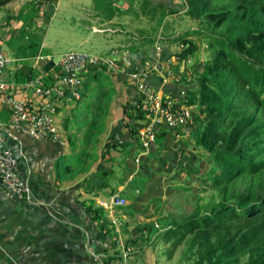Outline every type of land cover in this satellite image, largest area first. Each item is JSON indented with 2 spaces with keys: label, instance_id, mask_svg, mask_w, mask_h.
<instances>
[{
  "label": "crops",
  "instance_id": "crops-1",
  "mask_svg": "<svg viewBox=\"0 0 264 264\" xmlns=\"http://www.w3.org/2000/svg\"><path fill=\"white\" fill-rule=\"evenodd\" d=\"M186 9L185 0H4L0 6V38L9 59L3 72L5 99L15 95L25 101L34 100V87L28 84L32 78L42 76L45 85L60 80L51 43H61L65 37L78 43H112L114 70L123 84L115 100L121 108L117 121L104 134L92 138L91 127L86 125L73 131L75 139L80 137L75 150L80 148L84 161L78 172L68 169L64 178L58 177L57 168L66 148L71 147L72 129L64 118L63 130L61 115L69 109L71 100L60 101L55 110L61 137L57 143L34 139L11 127V109L6 101L0 104L5 144L14 153L16 172L27 186L21 199L7 197L0 188V264H130L126 256L142 249L145 227L151 230L152 225L162 226L163 218L170 216L173 204L168 197L178 195L185 186L191 194L201 183L209 166L201 160L193 126L181 131L185 139L179 142L170 131L157 135L148 153L142 154L138 129L146 121L131 120L123 110L126 103L140 99L129 76L146 59L156 62L160 69L150 72L146 86L175 95L191 84L199 61L192 58L197 52L187 58L178 55L185 39L198 44L196 36L187 34L196 27ZM144 43L154 46L148 48ZM156 46L160 47L157 52ZM168 70L182 81L166 77ZM195 107L193 121L200 116ZM124 143L133 158L124 164L126 176H147L144 192L134 186L135 193L129 194L123 184L114 189L107 179L117 176L121 165L118 145ZM137 156L139 162H135ZM186 177L190 186L183 185ZM114 193L124 197L126 204L105 208L102 203ZM89 208L101 209L103 214L94 218ZM155 217L158 224L151 222ZM112 233L116 238L111 237ZM120 239L123 248L113 247L112 242Z\"/></svg>",
  "mask_w": 264,
  "mask_h": 264
},
{
  "label": "trees",
  "instance_id": "trees-1",
  "mask_svg": "<svg viewBox=\"0 0 264 264\" xmlns=\"http://www.w3.org/2000/svg\"><path fill=\"white\" fill-rule=\"evenodd\" d=\"M185 1V13L208 30L187 34L203 35L216 47L210 58L197 62L185 89L200 113L190 125L195 145L213 158L205 181L217 200L209 209L197 205L181 222L162 217L167 223L159 236L170 243V252L186 243L189 264H264V0ZM198 50L185 39L178 55L187 58ZM140 104L141 99L126 103L124 113L131 107L128 117L143 119ZM89 211L94 218L103 214Z\"/></svg>",
  "mask_w": 264,
  "mask_h": 264
},
{
  "label": "rangeland",
  "instance_id": "rangeland-1",
  "mask_svg": "<svg viewBox=\"0 0 264 264\" xmlns=\"http://www.w3.org/2000/svg\"><path fill=\"white\" fill-rule=\"evenodd\" d=\"M161 16H159L158 18L159 23H162ZM192 26L196 27L195 29H201L202 33H206L208 31L205 23L201 22L200 20L194 19ZM217 31L221 32V29H217ZM196 39L199 44V50L197 51L196 57L192 58V61L199 60V62H201L200 59L202 61H205L214 54L216 47L210 48L208 46V40L203 35H197ZM144 44H146L148 48L154 46V43ZM51 45L55 61H58L62 54L70 50L82 52L88 55L91 59L98 60L97 63L93 64L90 67H87L81 72L83 83L81 87L82 97L77 100L72 99L71 102L68 103L69 109H64L62 111V128L63 119L65 118L69 123L70 129H72L69 134V141H72L70 145L71 147H69L70 150L66 148V153L62 158H60L58 163L59 167L57 168L58 177L64 178V176L68 174V169L78 172L84 161L82 159L83 152L81 151L82 153H79L80 148H78V151L75 150V147L79 146L78 144L80 141V137L77 136L75 139V134L73 133V131L82 125H86L88 128L91 127L93 133L92 138L95 136L99 137L100 135L104 134L107 129L115 123L116 115H118L117 112L120 106H117L115 100H117V98L119 97V86L122 85L123 82L118 79V73L114 69L110 68L107 64H105V61L107 59H112L114 61L116 58V56L110 49L112 43H78L73 42L70 38L65 37L61 43H51ZM157 51L159 50H156V52ZM187 64L189 67L192 66L191 63ZM194 64L195 62H193V65ZM132 111H134V109H131V111L129 110L128 112ZM61 132H63L62 129ZM183 139H185V137L183 138L182 136L181 140ZM85 140H87V136H85ZM118 146L121 149V155L118 157L121 165L117 172V176H111L107 179L110 181V184L113 185L114 189H116V186L118 184H123L125 187V191H128L129 194L133 192L135 193L133 189L134 186L138 187L141 192H144L145 184L148 179L147 176L139 174L134 175L132 179H128V177L126 176L127 167L124 164L126 162V159L132 158V153L130 152L129 146L126 143ZM112 149H114V147ZM141 149L142 148L140 147V151ZM198 150H200L202 156L201 160L203 161V163L205 164V162L207 161L211 165V163L213 162L212 155L204 152L200 148H198ZM140 151L139 149L137 150V152ZM178 157H180L179 159H181L182 154H179ZM210 165L208 166L210 167ZM209 183L210 181L208 180L206 182L205 175H203L201 183L197 186V188L201 189L198 192L193 191L190 194V192H188L189 189H187V186H185L182 188L183 190H181L178 195L168 197V201L173 204L172 210L168 212V215H170L171 218L178 219L177 222H181L185 217H187L195 210L197 205H201L202 207L204 206L207 208L212 207V204H214L217 199L213 201L211 195L214 191L208 185ZM183 185L190 186L188 177L185 178ZM192 185L194 187L195 183H193ZM155 202L159 204V200L155 199ZM114 209H116V207ZM153 221L157 224L160 222L157 217L151 220V222ZM166 223L167 222H163L162 220V226H156L158 228L153 225L154 231L156 230V232H153L152 229L150 230L148 226L145 227L142 249L137 251L136 254L130 253L126 256V259L128 260V262H130V264H189L188 262L190 261V259H187L188 251L186 243L179 245L174 251L170 252V243L164 242L159 236V233L163 232L166 229V227H163ZM118 242L119 247L123 248L124 242L121 241V239Z\"/></svg>",
  "mask_w": 264,
  "mask_h": 264
},
{
  "label": "built area",
  "instance_id": "built-area-1",
  "mask_svg": "<svg viewBox=\"0 0 264 264\" xmlns=\"http://www.w3.org/2000/svg\"><path fill=\"white\" fill-rule=\"evenodd\" d=\"M1 44L0 38V104L6 101L11 109V127L37 140L59 142L61 137L54 116L57 105L60 101L67 103L72 99L81 98L83 84L81 72L89 64H95L98 60L74 50L65 52L57 63L61 72L58 82L45 85L43 77L38 76L28 81V84L34 87V100L25 101L18 99L15 95L5 99L6 84L3 72L9 64V59L4 54ZM156 50H160V47L156 46ZM105 64L112 69L115 68V62L112 59H107ZM154 70H160L158 64L146 59L145 63L129 76L141 94L140 108L144 112L143 119L146 121L138 129L142 154L148 153L149 144L155 140L160 130L170 131L173 139L179 142L184 135L181 131H185L186 127L193 123L192 113L196 108L194 104L188 102L184 87L172 95L146 86L145 80ZM165 76L171 77L175 82L181 81V77L172 74L170 70L166 71ZM139 160L140 156H137L135 162ZM16 169L17 159L11 149L6 146L0 125V188L7 197L21 199L27 193V186L19 178ZM125 204V198L116 193L109 197L108 202L102 203L108 209ZM118 244L119 242L116 241L115 245ZM104 246L108 247V244Z\"/></svg>",
  "mask_w": 264,
  "mask_h": 264
},
{
  "label": "water",
  "instance_id": "water-1",
  "mask_svg": "<svg viewBox=\"0 0 264 264\" xmlns=\"http://www.w3.org/2000/svg\"><path fill=\"white\" fill-rule=\"evenodd\" d=\"M92 64V63H91ZM93 65V64H92Z\"/></svg>",
  "mask_w": 264,
  "mask_h": 264
}]
</instances>
